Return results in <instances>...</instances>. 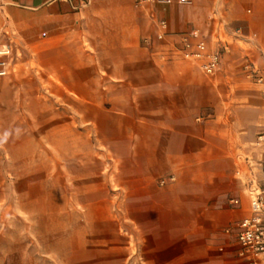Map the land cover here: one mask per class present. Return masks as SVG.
<instances>
[{
    "label": "crops",
    "instance_id": "crops-1",
    "mask_svg": "<svg viewBox=\"0 0 264 264\" xmlns=\"http://www.w3.org/2000/svg\"><path fill=\"white\" fill-rule=\"evenodd\" d=\"M194 29L220 52L213 75L177 50ZM14 40L103 112L144 264H245L227 229L264 186V0H0V50Z\"/></svg>",
    "mask_w": 264,
    "mask_h": 264
},
{
    "label": "rangeland",
    "instance_id": "rangeland-1",
    "mask_svg": "<svg viewBox=\"0 0 264 264\" xmlns=\"http://www.w3.org/2000/svg\"><path fill=\"white\" fill-rule=\"evenodd\" d=\"M12 43L0 66V264H144L103 112L71 96L37 48Z\"/></svg>",
    "mask_w": 264,
    "mask_h": 264
},
{
    "label": "built area",
    "instance_id": "built-area-1",
    "mask_svg": "<svg viewBox=\"0 0 264 264\" xmlns=\"http://www.w3.org/2000/svg\"><path fill=\"white\" fill-rule=\"evenodd\" d=\"M146 1L154 0H137V3L142 4ZM188 1L179 0V2ZM160 25L162 31L158 34V38L163 39L168 29V23L163 20ZM177 50L206 74L213 75L220 68V52L208 50L206 40L202 38L200 31L197 29L183 35L181 46ZM9 52L10 49L0 50V54H8ZM2 65H5V61L0 59V66ZM6 72L7 69L5 67L0 68V74H5ZM255 76L258 82L264 83V74L262 72L256 70ZM161 183L165 184L166 179H162ZM247 188L251 197L252 214L227 230L236 229L238 255L245 264H264V186H261L256 179L252 180L247 185ZM233 202L238 204L240 201L236 198Z\"/></svg>",
    "mask_w": 264,
    "mask_h": 264
}]
</instances>
